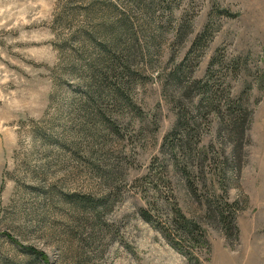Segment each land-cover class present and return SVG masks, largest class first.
Listing matches in <instances>:
<instances>
[{"label":"rangeland","instance_id":"374dc122","mask_svg":"<svg viewBox=\"0 0 264 264\" xmlns=\"http://www.w3.org/2000/svg\"><path fill=\"white\" fill-rule=\"evenodd\" d=\"M187 92L194 201L164 172ZM173 199L205 243L165 239ZM206 200L234 206L237 234ZM22 248L50 264H264V0H0V264H43Z\"/></svg>","mask_w":264,"mask_h":264},{"label":"trees","instance_id":"16d2710c","mask_svg":"<svg viewBox=\"0 0 264 264\" xmlns=\"http://www.w3.org/2000/svg\"><path fill=\"white\" fill-rule=\"evenodd\" d=\"M106 71L114 72L116 71V64L110 63L106 64ZM106 77H104L105 79ZM172 78L177 82H181V76L174 72L172 74ZM197 83H194V86ZM200 85V84H199ZM190 88L192 86L190 85ZM190 93V92H189ZM93 98V95H91ZM181 97V98H180ZM179 100L177 102V118H176V126L174 131L170 134L169 139L170 143H168L169 147H176L178 149L177 153H171L168 155V159L166 161V166L164 167L165 173H173V176L177 177L180 181V187L183 188L184 193L190 198V200H200L197 196V190L195 189V177H194V158L196 157V153L191 149V143L193 138L197 139V132L198 127L200 126L201 122L194 117H190L192 114L191 106L186 103L185 99H190V95L187 94L185 97L180 95ZM242 118H238L234 121V126L239 129V139L243 137V124ZM194 140V141H195ZM196 142V141H195ZM197 144V143H196ZM195 150V149H194ZM170 168V169H169ZM199 172L201 177H203L204 167L198 166ZM239 169V168H238ZM170 170V171H169ZM204 179V178H203ZM175 199V198H174ZM170 207V211L165 219L164 227L167 229L164 230V237L167 241H169L170 245L173 246L176 250H185L187 246L185 243H191L200 241L203 243L204 237L201 234L200 225L196 222H191L187 220L180 210L174 204ZM206 208L207 212L210 215L217 214L220 215V222L219 224L224 227L226 231V236L232 235L234 232L237 234V228L235 227V209L233 205H225V212L224 214V207L220 208L218 205L210 202V200H206ZM101 204V203H100ZM145 218H149L147 213ZM163 225V224H162ZM25 251H30L32 254L36 255L43 264H50V260L48 256L44 253L35 252L30 248H22ZM191 257V256H189ZM193 259V258H192Z\"/></svg>","mask_w":264,"mask_h":264}]
</instances>
